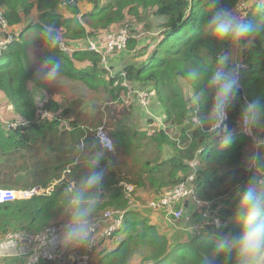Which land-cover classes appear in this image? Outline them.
Segmentation results:
<instances>
[{
  "label": "trees",
  "instance_id": "16d2710c",
  "mask_svg": "<svg viewBox=\"0 0 264 264\" xmlns=\"http://www.w3.org/2000/svg\"><path fill=\"white\" fill-rule=\"evenodd\" d=\"M242 3L247 4L245 18L259 32L245 46L219 43L202 32L207 0H0V21L7 25L0 23V39L15 38L0 55V106L9 107L6 119L0 117V188L44 191L0 204V242L9 233L39 234L64 223L65 193L100 150L96 125L103 124L104 114L115 150H105L100 160L106 171L92 219L112 210L128 212L112 237L116 247L104 249L99 263L130 264L138 257L140 264H198L202 252L212 253L220 235L238 232L239 224L232 219L237 186L264 184V145L256 149L237 125L241 106L264 97V0H221L222 7L241 17ZM48 23L60 35L51 50L40 40ZM122 28L129 30L128 47L108 58V71L102 56L89 50V42L102 43ZM62 43L70 51L63 52ZM223 53L241 65V88L227 121L234 131L227 145L218 142L211 121L204 119L211 94L193 103L203 85L187 78L196 66H214ZM57 63L59 79L44 83L38 66ZM140 92L154 93L149 113L154 100L162 110L161 119L148 118L150 128L145 130L120 119L127 111H141L136 99ZM122 98L121 110H101L103 103H120ZM86 99L92 103L86 105ZM87 109L92 117L84 115ZM41 112L52 118L41 120ZM197 116L200 124L194 121ZM6 120L21 125L4 128ZM253 129L264 139V116ZM254 160L259 170L251 167ZM193 173L196 196L211 203L210 214L226 226L191 236L173 228L163 233L143 214L148 209H129L125 184L135 187L137 202L146 190L157 201ZM187 211L195 219L193 226L201 221L193 208Z\"/></svg>",
  "mask_w": 264,
  "mask_h": 264
},
{
  "label": "clouds",
  "instance_id": "9594fccd",
  "mask_svg": "<svg viewBox=\"0 0 264 264\" xmlns=\"http://www.w3.org/2000/svg\"><path fill=\"white\" fill-rule=\"evenodd\" d=\"M207 4L209 10L201 30L213 40L245 46L259 35L251 21L222 7L221 0H207ZM40 40L45 49L51 50L58 46L60 35L54 24L43 25ZM240 66L230 59L227 53H223L217 56L214 66H196L187 76L192 83L203 85L201 91L193 95V103L199 101L205 94H211L209 111L204 119L211 121L212 131L221 145L230 142L234 131L225 121L229 118L230 108L241 88L238 71ZM40 71L43 82L51 84L59 79L61 69L57 63ZM262 116L264 97L244 103L237 119L240 131L245 135H252L253 128L260 123ZM194 121L197 124L202 122L198 116L194 117ZM97 137L100 150L94 153L92 164L81 180L66 191L64 203L66 219L58 231L52 232L48 240L62 250L87 247L91 243L90 237L96 227L92 217L97 210L99 191L106 171L100 166V160L105 155V150L112 149L111 140L106 134L98 132ZM232 219L239 224V231L220 235L212 253L202 252L198 264H264V184L247 183L237 186V202ZM196 231L195 227H190L189 236Z\"/></svg>",
  "mask_w": 264,
  "mask_h": 264
},
{
  "label": "built area",
  "instance_id": "2783aa9c",
  "mask_svg": "<svg viewBox=\"0 0 264 264\" xmlns=\"http://www.w3.org/2000/svg\"><path fill=\"white\" fill-rule=\"evenodd\" d=\"M247 4H240L239 11L242 13V17H246V13L244 10ZM0 23L7 29L6 22L3 18ZM128 38H129V30L127 28L119 29L117 32H113L105 37L102 43H97L96 41L89 42V50L93 51L97 54H100L103 58V63L108 71L109 69V60L108 58L114 54L125 51L128 47ZM15 38L12 36H8L7 38L0 39V55L3 51L7 50L8 46L14 42ZM60 49L63 52L70 51L69 48L66 47L65 43L60 44ZM154 96V93L149 92H140L138 93L137 101L138 103L144 107L148 108L151 97ZM52 115L48 112H41V120L51 119ZM228 121V120H227ZM227 121L225 123L227 124ZM7 123V121H6ZM21 125L20 122H14L10 124H5L4 128L8 129L17 128ZM106 134L108 138H110L112 143V149L110 152L115 150V144L112 138L110 137L105 126L101 125L97 129V133ZM242 133V132H241ZM244 134V133H242ZM245 135V134H244ZM250 138L256 149L260 146L264 145V140L262 141L260 138L256 136L254 133V129L252 130V135H245ZM98 139V137H97ZM99 140V139H98ZM109 151V150H108ZM196 163L192 164V167H195ZM252 167L254 169H258L256 165V161H254ZM259 170V169H258ZM195 180V173L188 176V178L176 186L171 191L167 192L162 198L152 203H148L143 205L137 202L134 198L135 187L132 185H125L126 198L129 201V209L135 208H144V209H154V210H163L166 214V218L172 222V224H176L182 220L185 215V212L189 208H196V211L202 216L201 221L196 224L195 227L197 231L195 234H200L202 232L208 231V228H221L222 226H226L227 223H224L222 220L215 218L210 214L211 203L203 202L198 199L194 188L192 186V182ZM33 190L32 192L21 191L18 194L16 191L11 189H1L0 188V204L12 202L17 199H28L33 195H39ZM20 196V197H19ZM188 203V207L186 208V204ZM206 208V212L201 213V209ZM127 210H112L108 211L103 215V217L99 219L93 220V223L96 225L94 231L91 234L90 240L91 243L88 245V250L93 251L94 254L96 250L101 248L112 235L118 231L121 226L124 224L125 217L127 214ZM219 221V223H217ZM62 225V224H61ZM59 226V225H58ZM56 227V226H54ZM51 227V228H54ZM44 236L38 234H29V233H9L7 234L4 241L0 242V256L13 254L17 251V246L24 242H35L38 244H42L44 239L50 236V232H43ZM43 237V238H42ZM53 252H56L60 247L58 245H53ZM90 255L85 256L83 259L80 257H75L77 264L85 263L86 259ZM50 258L53 256L50 255ZM38 262V258H31L28 264H36Z\"/></svg>",
  "mask_w": 264,
  "mask_h": 264
},
{
  "label": "rangeland",
  "instance_id": "374dc122",
  "mask_svg": "<svg viewBox=\"0 0 264 264\" xmlns=\"http://www.w3.org/2000/svg\"><path fill=\"white\" fill-rule=\"evenodd\" d=\"M33 19L35 20V17H33ZM116 32H117V30H116ZM140 38H144V37H140ZM91 42L92 41H90V43ZM152 48H153V46L150 49L152 50ZM77 65H79V64H77ZM38 68L39 69H46V67L44 68L43 66H38ZM79 93L81 95L85 94L84 90H80V89H79ZM84 101H85L86 105L92 103L89 99H86ZM123 102H124V99L122 98L120 100V103H118V105H121V103H123ZM8 108L9 107L6 106V103H3L2 106H0V117H2L3 119H6ZM142 108L144 109V107H142ZM144 110L148 111L146 109H144ZM147 117L153 118L150 115H147ZM6 121H8V120H6ZM131 123L136 124L135 126L136 127L138 126V128H139L138 123L140 124L142 122H140V121L137 122L135 120L134 122H131ZM103 126L106 127V122L103 124ZM135 126H133V127H135ZM1 189H5V188H1ZM17 193L20 194V192H17ZM43 193H44V191H43ZM152 202H154V201H151L150 203H152ZM193 211H196V208H194ZM148 212L157 213V214L163 216L165 218V221H166V214H165V212L163 210H154V209H151V208L148 207ZM148 212H143V214L146 215V216H150ZM198 216H199V218H202V216H200V215H198ZM185 217H186V214L184 215V217L180 221L181 223L184 221ZM149 218H151V217H149ZM194 220L195 219H193V221ZM60 226H61V224L59 226L54 227V228H50V229H48L46 231V233L50 232V234H52L53 231H58ZM165 227H166V229L165 228H162V229L160 228L163 233H167V232H164L163 229H165V231H167V230L169 231L168 228L170 227V225H165ZM172 227H174V226L172 225ZM38 235L44 236L43 233H39ZM50 236L46 237L42 244H38V243H35V242H24V243L19 244L17 246V251L14 252L13 254H10V256L8 258H10V259L18 258L20 261H22L24 259L25 262H26L25 264H28L31 258L34 257V259H35L36 256L38 258V262L36 264H41V261H46L48 263H53V264H77L76 260H75V257L78 256V257L83 259L85 256L90 255L86 259L85 263H83V264H92V263L101 264V263H99V260L102 259L103 255H100V253H105L106 251H104V249L107 250V251H109L110 249L113 250L114 249L113 247H116V245H117V243H116V245H114V242H113L114 240L111 239L109 242L104 244L101 248L97 249L95 255H94L93 251H89L88 250V246L85 247V248L78 249V250H67V251L66 250H62L61 248H59V249L56 250V252H53V250H54V248L52 247L53 244L48 242ZM121 237H123V236L122 235H117L118 239H120ZM98 252H99V254L96 255ZM50 255L53 256V258H50ZM21 257H22V259H21ZM0 264H13V263L10 260L4 261V260L0 259ZM130 264H140V259L138 257H136V258H134L131 261Z\"/></svg>",
  "mask_w": 264,
  "mask_h": 264
},
{
  "label": "crops",
  "instance_id": "0c3cea01",
  "mask_svg": "<svg viewBox=\"0 0 264 264\" xmlns=\"http://www.w3.org/2000/svg\"><path fill=\"white\" fill-rule=\"evenodd\" d=\"M103 105H104V108H103ZM151 105H152V108H153L154 111L151 110L150 113H152L154 116H152L149 113V111H145L144 110L145 108L144 109L141 108V111H135V112H132V113H130V111H127V113H126L125 116H120V119H122L123 122H125L127 125L132 126V127L135 126L136 124H133L131 122H134L135 120L137 122L140 121L142 123H140V124L138 123L139 128H138V126L137 127L135 126V128H137L138 130H145L147 128L149 129L150 128V126L148 125V121H149L148 118L149 117H147V115H150L153 118H160V116H162V110H161V108L159 110V106L160 105L158 106L157 101L156 100L152 101V104ZM112 107H113L114 110H116V109L123 108V105L122 106L121 105H118V102L117 103H113V104L112 103L107 104L105 102V103H103L101 105V110L104 111V110H107L106 108H112ZM154 107L158 110V111L156 110L157 112L155 111ZM84 115L85 116L92 117L93 116V112H91L90 109H87L84 112ZM105 117H106V115L104 114V122H103V124L106 122ZM101 123H102V121L101 122L99 121L96 126L98 127V126L103 125ZM147 187H149L148 184H147ZM153 194L154 193L152 191H150V190L141 191L140 194L138 195V199H139L138 202L146 203V202L152 201V199H149V198H152L154 196ZM187 212H186V214H187ZM149 215H150L149 217H151L150 219H151L152 223L158 225L159 228H161V229L162 228H165L166 229L165 225H170V227L168 228L169 231L171 230V228H173L174 230H177V231L188 232V229L193 226L192 225L193 218L190 215H187L186 216V219L182 223L181 222L180 223L178 222L176 224H172V222H170L167 218H166V221H165V218L163 216L157 214V213H152V212L150 213L149 212ZM172 225L174 227H172ZM165 229H163V231L169 233L168 230L165 231ZM0 259H2L4 261L10 260L13 264H25L26 263L24 259L22 261H20L18 258L10 259V258H8V255H6V256L1 255L0 256ZM21 259H22V257H21Z\"/></svg>",
  "mask_w": 264,
  "mask_h": 264
},
{
  "label": "water",
  "instance_id": "95a60500",
  "mask_svg": "<svg viewBox=\"0 0 264 264\" xmlns=\"http://www.w3.org/2000/svg\"><path fill=\"white\" fill-rule=\"evenodd\" d=\"M36 193H38L39 195H41L42 194V190L40 189V188H38V189H36V191H35ZM188 205V204H187Z\"/></svg>",
  "mask_w": 264,
  "mask_h": 264
}]
</instances>
